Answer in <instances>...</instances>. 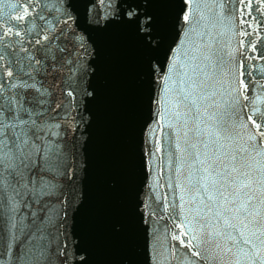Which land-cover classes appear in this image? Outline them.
<instances>
[{
    "label": "snow or ice",
    "instance_id": "obj_1",
    "mask_svg": "<svg viewBox=\"0 0 264 264\" xmlns=\"http://www.w3.org/2000/svg\"><path fill=\"white\" fill-rule=\"evenodd\" d=\"M237 2L245 10L264 14V0ZM99 3L104 6L105 22L110 17L126 19L146 46L159 45L151 15L141 16L135 6L121 15L119 0ZM183 3L181 20L189 26L183 35L190 40L200 21L193 16L194 0ZM88 7L93 10L88 23L102 26L92 0ZM13 16L16 23H4ZM256 23L264 27V22ZM245 24L252 31L242 28L237 33L242 39L234 53H226L228 59L216 53L212 54L215 60L204 55L214 68L209 73L197 65L203 80H186L188 74L180 71L183 65L176 63L186 54L181 47L184 40L170 52L168 71L179 77L178 86L165 84L164 97L156 99V115L158 122L173 117L169 127L177 129L179 153L173 154L175 174L183 179L168 185L181 191L179 202L166 204L175 224L169 229L175 244L163 251L153 244L155 256L150 260L155 264H171L172 259L184 264V257L188 264H264V108L257 103L259 96L253 99L250 94L257 86L251 79L255 64L253 71L248 70L249 61L264 64V35L241 19L240 25ZM253 32L257 39H247ZM89 56V37L80 28L75 0H0V264H53V257L56 264H87L65 229L69 210L74 213L80 206L74 188L83 162L75 134L84 138L80 129L86 127L87 106L95 95ZM157 71L158 65L153 73ZM259 71L264 73V66ZM53 72L66 74L62 92L70 99L55 107L74 125L71 140L67 127L56 118L59 113L50 115L54 106L46 85ZM171 80L162 74L161 83ZM258 87L264 89V83ZM153 156L149 149V160ZM145 170H151L147 162ZM147 199L138 207L151 210L140 217L151 227L157 210L152 196ZM158 235L153 228V241ZM180 248L187 251L181 254Z\"/></svg>",
    "mask_w": 264,
    "mask_h": 264
},
{
    "label": "water",
    "instance_id": "obj_2",
    "mask_svg": "<svg viewBox=\"0 0 264 264\" xmlns=\"http://www.w3.org/2000/svg\"><path fill=\"white\" fill-rule=\"evenodd\" d=\"M119 2L123 5L121 15L127 7L135 6L141 16L153 17V35L159 45L146 46L136 28L126 19L110 17L105 22L104 6L100 5L99 0H92V3L101 14L102 26L89 24L88 18L93 14L88 7L89 0H75V14L79 17L80 28L89 37L90 56L87 59L94 70L90 83L95 95L87 106L86 127L80 129L84 138H80L79 132L75 134L78 140L77 154L83 162L78 165L83 171L77 177L74 188L80 206L74 213L69 210L65 232L71 233L77 251L85 256L87 264H155L154 260H150V256H155L153 244L160 251L175 244L169 232L175 224L166 204L179 202L181 191L168 185L183 179V176L175 174L173 154L179 153L176 149L177 129L169 127L173 117H161L158 122L156 115V99L164 97L162 89L165 84L173 89L178 86L179 77L168 71L170 52L178 47V41L184 40L181 47L186 54L181 55L176 63L183 65L180 71L188 74L186 80L188 77L203 80L197 65L209 73L214 68L209 60L203 58L204 55L215 60L212 54L216 53L228 59L226 53H234L242 39L237 33L242 28L252 31L247 24L240 25L241 19L246 18L260 35H264V27L256 23L257 20L264 22V14L252 9L245 10L237 0H194L193 16L200 24L196 32L189 34V40L183 35L189 27L181 20L185 8L183 0ZM196 4L200 7L195 8ZM219 4L224 7H219ZM201 15L205 17L204 20L200 19ZM4 23H16V17L13 16L11 21L5 18ZM247 39H257V33L253 32ZM248 63L249 71H253L252 64L256 68L251 79L253 85L257 86L250 94L253 99L259 96L257 103L264 108V89L258 87V83H264V73L259 71L264 64ZM157 65L159 71L154 74L153 68ZM205 65L208 67L205 68ZM162 74L170 75L172 80L161 83ZM64 75L53 72L46 86L52 93L50 100L54 106L50 115L56 117V113H59L56 118L67 127L68 139L71 140L74 125L64 120L61 108L55 107L70 99L62 92ZM171 95L168 94L169 98ZM171 107L174 112L175 107ZM164 109L165 103L161 99V113ZM149 149L154 153L151 160L148 158ZM146 162L150 171L145 170ZM183 173L187 176L186 166ZM148 196H152L153 209L157 210L151 227L140 219L141 213L147 215L151 210L138 207L149 202ZM153 228L159 233L155 241L152 239ZM52 247L55 248V242ZM179 251L183 254L187 249L180 248ZM183 261L188 264L187 257ZM53 264H56L55 257ZM73 264H78V261H73ZM171 264H179V261L172 259Z\"/></svg>",
    "mask_w": 264,
    "mask_h": 264
}]
</instances>
